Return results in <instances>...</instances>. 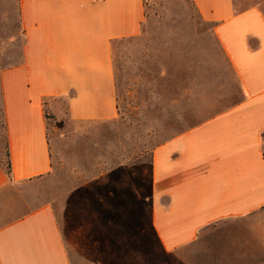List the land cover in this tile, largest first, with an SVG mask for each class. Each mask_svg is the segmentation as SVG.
Here are the masks:
<instances>
[{
  "label": "crops",
  "instance_id": "crops-1",
  "mask_svg": "<svg viewBox=\"0 0 264 264\" xmlns=\"http://www.w3.org/2000/svg\"><path fill=\"white\" fill-rule=\"evenodd\" d=\"M14 1L15 51L0 68L12 180L0 167V194L51 171L45 109L58 120L118 118L113 43L145 19L143 0ZM191 1L241 99L152 147L151 231L175 264L186 251L200 254L191 264H264V0ZM69 244L53 206L33 204L0 225V264H71Z\"/></svg>",
  "mask_w": 264,
  "mask_h": 264
},
{
  "label": "rangeland",
  "instance_id": "rangeland-1",
  "mask_svg": "<svg viewBox=\"0 0 264 264\" xmlns=\"http://www.w3.org/2000/svg\"><path fill=\"white\" fill-rule=\"evenodd\" d=\"M14 7L0 0V68L15 51ZM144 10L140 34L113 43L118 118L75 122L50 113L51 171L0 194V225L50 203L71 264H175L159 252L150 227L151 149L241 99L211 25L191 0H147ZM1 120L0 112L5 161ZM180 255L191 264L200 254Z\"/></svg>",
  "mask_w": 264,
  "mask_h": 264
},
{
  "label": "trees",
  "instance_id": "trees-1",
  "mask_svg": "<svg viewBox=\"0 0 264 264\" xmlns=\"http://www.w3.org/2000/svg\"><path fill=\"white\" fill-rule=\"evenodd\" d=\"M144 1V5H145V3H146V1L147 0H143ZM192 2V1H191ZM192 5H193V3H192ZM193 7H194V5H193ZM195 8V7H194ZM196 10V9H195ZM119 41H121V40H119ZM116 42H118V41H116ZM113 48V47H112ZM45 116H46V118H48L49 117V114H48V112H47V109H45ZM4 157H5V161H1L0 160V167H1V169H3V171L5 172V174H6V176H7V178H8V180L9 181H11L12 180V176H11V174H12V170H11V164H10V160H9V154H8V151H7V144L5 145V153H4ZM150 170H151V165H150Z\"/></svg>",
  "mask_w": 264,
  "mask_h": 264
}]
</instances>
